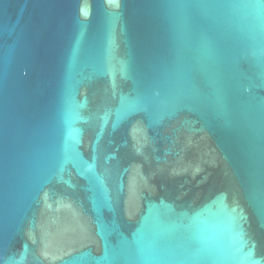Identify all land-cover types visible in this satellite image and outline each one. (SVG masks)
Segmentation results:
<instances>
[{
	"label": "water",
	"instance_id": "water-1",
	"mask_svg": "<svg viewBox=\"0 0 264 264\" xmlns=\"http://www.w3.org/2000/svg\"><path fill=\"white\" fill-rule=\"evenodd\" d=\"M0 264H264V0H0Z\"/></svg>",
	"mask_w": 264,
	"mask_h": 264
}]
</instances>
